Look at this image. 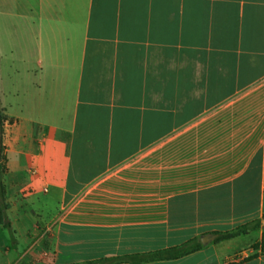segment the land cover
Segmentation results:
<instances>
[{
    "label": "crops",
    "instance_id": "0c3cea01",
    "mask_svg": "<svg viewBox=\"0 0 264 264\" xmlns=\"http://www.w3.org/2000/svg\"><path fill=\"white\" fill-rule=\"evenodd\" d=\"M0 108V264H264V0H0Z\"/></svg>",
    "mask_w": 264,
    "mask_h": 264
},
{
    "label": "trees",
    "instance_id": "16d2710c",
    "mask_svg": "<svg viewBox=\"0 0 264 264\" xmlns=\"http://www.w3.org/2000/svg\"><path fill=\"white\" fill-rule=\"evenodd\" d=\"M6 119L7 116L2 112V109L0 108V226L8 231L10 238L12 239V241H14L11 222L7 213L9 209V202L7 200L6 186L4 182V175L7 171L6 156L3 154V146L1 144L2 127ZM260 225H261V220L256 219L238 225L235 228L228 231H223V232L217 231L214 232V234L216 235L214 240L216 242H219L220 240L230 239L242 234H246L249 231L260 227ZM261 245H262V249H264V234L261 239ZM253 246L257 247L258 244H254ZM201 247L202 244L200 240L198 238H193L176 246L157 249L145 253H134V254L112 257V258H104L97 260L92 264H117L122 262H126L128 264H143L145 262L155 261V260L177 259L191 252H194L200 249Z\"/></svg>",
    "mask_w": 264,
    "mask_h": 264
},
{
    "label": "rangeland",
    "instance_id": "374dc122",
    "mask_svg": "<svg viewBox=\"0 0 264 264\" xmlns=\"http://www.w3.org/2000/svg\"><path fill=\"white\" fill-rule=\"evenodd\" d=\"M5 153L4 149H3V154ZM3 233L8 234V231L6 229H2ZM10 243H12L11 239H10ZM0 245L2 250H5L8 248V244L4 245L3 241L0 240ZM12 245V244H11ZM30 262H26L24 259H18V261L16 262V264H29Z\"/></svg>",
    "mask_w": 264,
    "mask_h": 264
},
{
    "label": "water",
    "instance_id": "95a60500",
    "mask_svg": "<svg viewBox=\"0 0 264 264\" xmlns=\"http://www.w3.org/2000/svg\"><path fill=\"white\" fill-rule=\"evenodd\" d=\"M262 225H264V219L262 220ZM215 235L205 234L200 237L202 245H206L210 240L214 239Z\"/></svg>",
    "mask_w": 264,
    "mask_h": 264
}]
</instances>
